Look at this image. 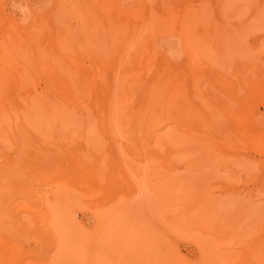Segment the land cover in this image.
I'll return each mask as SVG.
<instances>
[{
  "label": "rangeland",
  "instance_id": "rangeland-1",
  "mask_svg": "<svg viewBox=\"0 0 264 264\" xmlns=\"http://www.w3.org/2000/svg\"><path fill=\"white\" fill-rule=\"evenodd\" d=\"M92 1L108 6L110 15L105 16L106 23L95 21L99 27L89 33L104 38L106 32L99 28L110 26L114 41L130 44L116 75L107 69L114 63L112 47L93 46L96 52L93 47L90 52L89 45L79 56L87 64L89 79L96 76L115 82L111 111L104 118L107 110L95 102L97 91L65 102L57 92H48L43 78L35 81L34 89L45 98L42 103L48 96L60 100L55 101L56 107L0 109V167L4 154L12 152L16 165L9 168L15 165L22 173L7 177L0 168V183L5 185H0L5 188L0 189V233L10 241L0 240V264L9 263V255L19 247L25 253L14 260L22 264H202L206 244L209 260L205 264H264V144L243 140L237 121L216 115V101L221 100L261 124L264 121V0ZM60 5L62 0H0V20L21 34L32 32L28 36L39 41L52 37L50 26L56 23L53 15ZM68 23L74 28L82 24L75 19ZM3 30L2 26L0 47L15 62L21 61V49L11 33ZM76 39L75 45L80 43V37ZM100 55L109 63L107 67L98 65ZM208 65L246 74L234 82L242 101L212 87L215 74L207 73ZM169 70L183 78L185 97L197 102L198 121L185 122L165 109L149 113L145 107H136L142 90L172 88L174 78L160 75ZM193 70L201 72L198 78L191 75ZM88 101L89 109L84 105ZM161 134L169 142L161 148L163 157L154 160L151 152L159 146ZM80 147L91 156L89 168L99 162L101 168L104 163L102 171L99 168L101 183L90 176L85 183L79 166L65 155L75 150L80 155ZM36 148L61 151L66 157L56 164H67L63 170L69 176L55 172L53 166L45 170L36 159H29ZM45 174L49 178L44 179ZM63 179L65 183L57 182ZM45 207L56 211L60 207L59 219L63 212L68 215L66 220L82 232L79 235L88 238L87 249L83 241L78 251L69 249L75 242H65L68 253L56 255L59 248L50 231L56 226L50 229ZM99 213L105 215L102 230L97 227ZM108 226L114 233L113 244L104 241ZM65 229L59 232L62 240Z\"/></svg>",
  "mask_w": 264,
  "mask_h": 264
},
{
  "label": "bare ground",
  "instance_id": "bare-ground-1",
  "mask_svg": "<svg viewBox=\"0 0 264 264\" xmlns=\"http://www.w3.org/2000/svg\"><path fill=\"white\" fill-rule=\"evenodd\" d=\"M96 2L97 1L94 2L92 0H62V5H60L59 9H57L56 14L53 15V16H56V19L54 18L56 23L53 22V25L50 26L51 30L53 31L52 37H47V38L45 37L46 39L39 40V41L34 40V38H31V36H28L29 34H32V32L25 35L23 33L21 34L22 31L19 30L20 33H18L19 31L17 32L14 29L15 27H13L12 25H10L7 22L3 23L5 21L2 22L0 20V28L3 26V28H4L3 32L11 33V35H12L11 40H13L17 44V46L21 49V53H22V54H18L21 61L15 62L13 59H11L9 57V55L5 52V50L3 51V48L0 47V109L6 108V109H4L6 111H21V110H26V109L28 110L29 109L28 107H30L31 105H33V106L30 107V110L31 109L41 110L44 108L51 109L52 107H56L55 101H60V100H58L57 98L52 99L48 96L46 101H44V103H42L41 99H43L44 97L39 95V93H37L34 89L35 81L39 80L40 78H43V81L45 83V87H47L48 92H50V91L51 92L52 91L57 92L61 96L62 100H64L65 102L66 101L67 102H70V101L74 102L79 97L89 96L90 91H97L96 92L97 96L95 95L96 96L95 102L98 103L99 107L101 106L107 110V111L105 110L106 112H105L104 118L107 117L108 112L111 111V105H112L111 102H112V100H114L113 92H114V88H115V82L111 81V80H109V81L103 80L102 81L100 79H98L99 80L98 81L95 78L96 76L95 77L93 76L89 79L88 78L89 76H87V64L85 65L83 62H81L83 60V58L80 61L79 56L81 55V53L83 51V47H86V49L87 48L89 49V45L91 46L90 47L91 49H89V51L90 50L92 51V49L94 48L93 46H98V45H99V48L103 47V50H105L104 48H106V47L107 48L112 47L114 49V51H113L114 54L111 51V53L114 56V63H113L112 67H107L108 65L107 66L105 65V64H109V63L108 62L104 63V60H103L101 55H100L101 57L100 56L98 58L96 57V59L99 60L98 65L100 67L103 68L105 66V67H107V69L108 68L111 69V72L113 71L114 75H116V73L118 71V65H121L124 62V60L127 58V52L125 53V50L128 47H130V44H129V42H127V40L114 41L113 35H112V30H111L110 26H102L101 25L102 27L99 28L100 31L105 30L106 34H105L104 38H100V37H97V36L89 33V31L92 28L99 27L95 21H97L99 19L105 21L106 20V19H104V18H106L105 16L108 17V15H110V14H108L109 13V10H108L109 8L107 9L108 6L104 5L103 3H102L103 5L99 6V5L95 4ZM42 3H44V2H42ZM45 3H46V1H45ZM100 3L98 2V4H100ZM33 6H34V4H33ZM35 6H37V5H35ZM42 6H43V4H42ZM121 6H123V5H121ZM23 7H22V9H23ZM26 7H28V6H26ZM39 8L41 9V7H39ZM37 9H38V7H37ZM18 12H19V10H18ZM3 14H4V12H3ZM115 14L114 15L117 16L118 12H115ZM66 15H67V17L64 19V17ZM112 16H113V13H112ZM124 16H127V15H124ZM51 17H52V15H51ZM67 19L68 20L69 19H75V20L80 21L82 24H81V26L78 24L79 26L78 27L75 26V28H74L70 25V23H72L73 21L72 22L70 21V23H68ZM23 20L25 21L24 18H23ZM38 22H41V21L39 20ZM105 23H106V21H105ZM133 24H140V23L134 22ZM40 25H41V23H40ZM30 27H32V26H30ZM27 31H26V29H24V33ZM32 31L35 32V30H33V29H32ZM48 33H49V31L46 34H48ZM76 36H77V39H79V37H80V43H76V45H75L73 38ZM77 39H76V41H78ZM94 49L96 52V48H94ZM105 53H106V51L104 52V54ZM97 55H98V53H97ZM88 57H89V55H88ZM110 59H111V57H110ZM119 60L121 63L119 62ZM194 62L196 64V61H194ZM98 65L96 66L97 68H98ZM209 67L211 70L207 73H210L212 71L215 74V77L213 78L214 80L211 81L212 87H216L220 90L229 92V94L232 93V96L235 95L236 98L239 99L238 101H242L243 98L237 93L236 85L234 82H235V80H241V79L245 78L246 74L244 72L239 73V74L238 73L231 74L230 72L219 70L217 68L212 69L213 65H211ZM90 71H92V70H90ZM100 71H101V69H100ZM113 72H112V74H113ZM198 73H201V72L193 70L191 72V75L192 76L196 75L195 78H198L200 75ZM98 74H100V72ZM160 75L163 76L165 79L174 78L172 88L169 91H167V90H158V91L142 90L141 93L139 94V97H141V99H138L136 107H142V108L145 107V109H149L148 111H146L149 113L154 112L155 110L165 109V110L171 112L172 114H174L177 118L184 119L185 122L198 121L197 113L200 110V108L199 109L197 108V102H195L192 99L189 100L188 98L185 97V89L182 87V84H181L183 78L181 76H177L175 70L174 71L169 70V71L163 72V74H160ZM202 75H203V73H202ZM203 76H205V74ZM231 76H233V78L230 79ZM206 77H208V76H206ZM236 77H238V78L236 79ZM104 81H105V83H104ZM91 93H93V92H91ZM53 100H54V102H52ZM50 103L53 104L54 106L50 105ZM91 103H92V101H91ZM84 105H85V108H87V109L90 108L89 101L87 102V104H84ZM216 107L219 108L217 111L218 114H216V115L220 116V113H221V117H225L228 120L230 119L232 121H237L239 123L240 136L243 138V140L246 139L247 141H249V143H251L255 146H260L261 144H264V121H262V124H261V122H259V120L257 118L251 117L250 115L246 116L244 113H241V111L236 110V108L233 107L232 104L229 102L224 103L221 100H217L216 101ZM96 108H97V106H96ZM100 113H101V111H100ZM100 115H102V114H100ZM219 118L220 117H214L213 119H219ZM246 119H248V120L246 121ZM246 122H249V125H247ZM105 123H106V121H105ZM256 125H259V126H256ZM223 131L226 132V129L224 128ZM223 140H226V139H223ZM26 141L27 140H25V142ZM168 142H169V140L167 137H165V134H161L157 137V143L159 146L152 150V152H151L152 159L155 160V159H159V158L163 157L162 155H164V154L161 152V148L164 147L166 144H168ZM80 145H81V143H80ZM34 147H36V145H34ZM64 147H66V145ZM68 147H70V144L68 145ZM80 148L82 149V147H80ZM47 149H49V148H47ZM47 149L45 147L44 150H47ZM50 149H51V147H50ZM71 149H73V148H71ZM35 150H37V148L34 149L33 151H35ZM51 151L50 152L49 151L43 152V149H42V151H40V152H38V151L32 152L29 159L30 158L36 159L41 164L43 169H45V170H49L48 168L49 167L52 168V166H53L52 170H55V172L58 171V173H60V174L62 172H64V173H66V176H69L68 172L64 171L65 170L64 167L67 166V164L64 167L58 164L60 166L59 169L57 167L58 165L56 164V163H58V160H61L62 158L64 159L66 156H69V158L72 159L74 161V163L79 166V168H80L79 176L81 178H85V183H89V176L94 177L95 179H97V181L99 183H101L103 175L101 176L99 174V170L101 169V171H102V165L104 163L101 165V168L99 166L100 162L94 164L92 167L89 168V164H90L89 159H91V156H88L89 153L87 152L88 151L87 149H86V153H84L85 151L83 152V149L80 150L81 151L80 155H79V151L77 153V150H75V152L77 154H75V152L71 153V151H69L68 154H65L66 156L64 155L65 157L63 156L61 151L60 152L53 151L54 153ZM63 153H65V152H63ZM93 153L95 154L94 151H93ZM93 153H91V155ZM20 155L21 154H19V162H21V160H20L21 156ZM15 157H16V154L15 153L13 154L12 152L7 151L4 154V163H3L4 165L1 164V167H0L1 169H3V171L1 169H0V171H2L3 174L5 171L6 176H7V174L10 177H11V174H18V172H17L18 170L15 168L16 162L14 163V160L16 161ZM98 159H101V157L99 156ZM49 160H50V162L52 160H55V161H52V164H51V163H48ZM37 161H36V163H37ZM12 164H15V165L13 167L9 168ZM75 164H73V165L75 166ZM54 165L56 166L55 168H57L58 170L54 168ZM21 166H22V164H21ZM61 167H63V168H61ZM73 170H72V172H73ZM50 172L51 171H49L48 173H50ZM21 174H20V176H21ZM43 174H44V172H43ZM55 174H57V173H55ZM52 175H54V174H52ZM70 175H72V174H70ZM76 176H77V174H76ZM16 177H17V175H16ZM47 178H49V177H47V175H46L44 177V179H47ZM50 178H52V177H50ZM8 180H10V179H8ZM16 180L17 179L15 178V181ZM74 180H76V179H74ZM64 181L65 180L63 179V181L59 180L57 182L58 183H65ZM1 182L5 183L4 181H1ZM0 185H3L5 187L4 184L0 183ZM3 186L1 188H3ZM61 188H63V187H61ZM61 188L58 189L56 187V190H59V192L64 191V190H61ZM4 190H5V188H3V191ZM59 208L57 210L58 212H59ZM57 211L52 210L49 207H45V211H44L45 220L47 221L48 225L50 224V226H49L50 229H53V227L56 226L55 229L50 230L55 234V237H53V236L52 237L55 238L54 242H55L56 246H58L57 248H59L56 255L61 256L64 253L65 254L68 253L67 246L64 245L65 242H72V243L75 242V244L73 246H70L69 249H72L73 251L80 250L82 248L81 242L83 241L84 242L83 245L84 244L86 245L88 238L82 237V234L79 235V233H82V232H80V231L78 232V230L75 227H73L72 222L69 223V220H66V219H68V215H66L63 212L64 216L61 219H63L62 222L64 223V225L62 228L63 229L66 228L67 231L63 232V240H62L61 239L62 235L60 236V233H59V232H61L60 229H62V228L59 229V225H60L59 222L61 219H59L60 214ZM102 214L103 213H99L98 217H97V227L100 228L101 230L105 229V223H104L105 215H102ZM44 225H45V223H44ZM48 225H47V228H48ZM45 226H44L43 230L46 229ZM56 228L59 230H57ZM110 228L111 227L108 226L107 234L104 238L105 240L104 239L103 240L109 241V244L110 243L113 244L112 239H113L114 233L112 232L113 230H110ZM65 230H63V231H65ZM46 232H48V231L46 230ZM54 234H52V235H54ZM50 236H51V233H50ZM81 237L83 238V240ZM107 238H109V240ZM7 239L9 240V238H4V236L1 235V233H0V240L4 241L5 243H10V241H8ZM79 245L81 247H78ZM85 245H84V247H85ZM88 245H89V242H88ZM88 245H86L85 249H87ZM112 246L114 247V245H112ZM132 246H136V245L132 244ZM204 248H206L205 253L201 256V259H200V262L202 264H205L209 260V255L206 252L209 249V245L206 244ZM19 253L24 254L25 251H23V249L21 247L17 248L15 250L14 254L9 255L10 262L9 263L5 262V263L6 264H22V262H18L19 259L14 260V257L16 255H18ZM216 254H218V252H216ZM58 258H60V257H58ZM44 263L48 264V262H44ZM25 264H32V263L27 262ZM36 264H38V263H36ZM39 264H43V263H39Z\"/></svg>",
  "mask_w": 264,
  "mask_h": 264
}]
</instances>
